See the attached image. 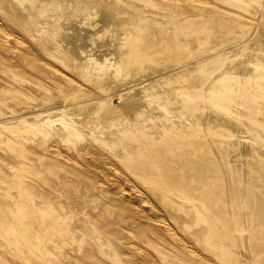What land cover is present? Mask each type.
<instances>
[{"label":"rangeland","instance_id":"1","mask_svg":"<svg viewBox=\"0 0 264 264\" xmlns=\"http://www.w3.org/2000/svg\"><path fill=\"white\" fill-rule=\"evenodd\" d=\"M35 1L38 7L31 15H15L11 5L0 2V70L12 77L6 78L0 71V169L4 172L8 169L0 181L8 188L11 197L13 191L28 192L36 208L50 211L52 223L38 226L40 230L44 228L47 231L48 243L38 242L26 231L0 227V264H137L133 258H143L146 251L155 259L150 262L144 258L145 264H174L173 258H181L184 264H264V187L261 186L264 169L259 168V173L253 174L249 170L244 171L248 164L246 159L239 162L233 183L226 182L225 189L227 187L228 190L225 191L229 192L227 197L224 196L225 201L208 207L209 210H222L221 217H230V226L236 224L232 238L235 244L240 237L243 240L244 237L250 238L247 254L240 247L239 250H244L241 254L245 256L238 253L244 258L237 255L233 262L222 255L214 261L190 260L193 252L185 250L167 233L161 235L164 238L153 235L152 242H146L141 233L150 227L148 222H145L147 225L143 222L138 225L132 217H126L117 195V190L146 191L144 199H153V204L163 215L168 213L179 218V224L173 230L179 238L190 243L194 252L204 253L206 249L198 245L192 229L187 226L188 223L209 222L206 215H211V211L205 215V210L196 204V201L202 203V200L197 197L193 201L191 198L198 191L181 196L174 188L168 191L165 184L162 187L136 178L132 175L133 171L142 172V169L131 161H126L127 164L119 159L124 155L122 148L132 146V139L143 135L151 134L159 138L165 127L181 128L182 122L193 112L191 118L195 122L212 127L222 122L225 132H215L213 136L223 143H231L236 156L234 150L228 155L233 154L234 159H241L247 151L244 146L254 143L259 144L254 146L264 153V87L252 96L227 88V81H222L182 93L180 84L167 83L180 68L162 73L161 68L147 64L149 71L145 76L130 72L131 65L121 60L118 52L120 21H112L108 29H102L104 16L98 6L90 5L88 0ZM200 1L204 0H187V3L192 8ZM211 1L221 8L240 13L243 20L251 23L249 28L245 27L247 31L243 40L226 48L225 53L229 56L213 70L212 78H219L218 73L225 66L243 61L236 66V71L242 73V78L255 82L254 75L248 77L242 66L253 62L258 42L264 47V0ZM231 1H237L243 7L240 6V9ZM13 5L21 7L18 0ZM124 5L139 7V13L149 15L154 25L164 21L162 13L169 10L168 6L152 7V12H148L138 0H124L120 12ZM62 28L68 32L70 39L78 43H81L80 39L74 33H84L86 29L95 32L88 39V48H81L82 57L77 59V63L75 57L67 55L61 37ZM43 84L53 88L64 87L69 94L65 91V96L55 95L44 87L42 89ZM221 93L226 98L217 101L216 97ZM181 96L188 99L186 104ZM135 97H139L144 107L149 109L145 108L146 111L138 116L130 113L127 105L123 104ZM182 102L183 107L177 104ZM166 105L173 107L174 114L168 113L170 119H149L145 115H156L154 109ZM89 107L93 113L89 111V114ZM113 108H117L118 113L111 115L110 109ZM181 130L182 138L194 136L191 131ZM223 151L219 154L223 155ZM223 166H220L222 169L211 167L212 173L222 175ZM110 186H115L117 190L109 189ZM155 192L169 195L177 201L164 207L160 199L150 197ZM131 197L136 204L141 201L133 198V194ZM224 203L230 207L227 208ZM185 209L188 210V217L182 218L180 213ZM196 211L202 214L197 215ZM215 225V230L224 228L220 220ZM128 230L129 234L125 236ZM125 237L146 250L136 253L125 243Z\"/></svg>","mask_w":264,"mask_h":264},{"label":"bare ground","instance_id":"2","mask_svg":"<svg viewBox=\"0 0 264 264\" xmlns=\"http://www.w3.org/2000/svg\"><path fill=\"white\" fill-rule=\"evenodd\" d=\"M14 1L15 0H0V2L3 4H6L8 6L11 5V10L15 13V15H31V13L38 7L35 0H18L21 4L20 8L13 5ZM88 1L90 5L98 6L103 14L104 27L102 29H108L110 25L109 23L112 21H120L119 29L121 30V34L119 37L116 36L120 44V46H118V52L120 53V59L126 61L131 65L129 67L130 72L135 75L145 76L147 70L149 69L147 67V64L153 65L156 68H161L160 72L162 73L180 68V71H178L175 75L169 77L167 83L168 85L180 84L182 93L187 90L190 91L192 89H199L200 87L207 86L208 83L212 84L222 81H227V88L230 87L234 88L236 91H244L252 96L257 94L264 87V47H262L263 45L261 42H258L256 44V54L253 57V62L247 65L244 64L242 66L244 73L248 77H250L251 74L254 75V78H256L255 82L250 81L249 78H242V73L236 71V66L238 64H241L243 61L238 64H230L228 66H225L221 69V72L218 73L219 78H212V75L214 73L213 70H215V68L218 67L219 63L221 64L222 61L227 59L229 56L225 53L226 48L236 42H239L240 40H243L245 31H247L245 30V27L249 28V24H251L246 20H243L240 13L233 12L223 7L221 8L211 0H204L200 1L199 3H194L192 5V8H189L187 0H173L168 2H166L165 0H138V2L142 5L141 7L147 8L148 12H152V7H155L157 9L168 6L169 10L166 13H162V16L165 18L164 21L154 25V22L152 23L148 18L149 15H142L141 13H139V7H135L134 5H124L123 11L120 12V6L121 4H123L124 0ZM230 3L237 4L239 8L240 6L243 7V5L237 1H231ZM115 10H117L116 13L114 12ZM94 34L95 32L89 29L84 30V33H74L75 37L80 39L81 43H78L70 39L68 36V32L64 28H62L61 37L65 42L67 55H69V57H75L74 61L77 63V61L82 57L81 48H88V39ZM216 53L220 54L216 57L211 56L212 54ZM204 56L207 58H205ZM199 60L201 61V63L199 62ZM257 62H259V64H257ZM207 72L210 73L206 74ZM1 73L2 76L10 78V75L6 71L2 70ZM211 79L212 81H210ZM64 80L66 79L64 78ZM43 85L42 89L45 88L47 90H50L55 95L62 96L64 93L66 94V92H69L61 86L53 88L45 84ZM65 94L63 96H65ZM159 97L158 99H160L162 96L160 98ZM224 98L226 97H224L223 93H221L216 97V100L218 101ZM181 99H184L186 101L185 104L188 101V99H186L184 96L183 98L181 96ZM167 100L171 102L170 98ZM123 104L127 105L128 111L134 116L142 114L145 108L146 110H149L148 107H144V104L139 97H135L131 99L130 102H125ZM177 104L181 105L183 104V102ZM181 107L183 106L181 105ZM89 111L92 112V108L90 109L89 107L88 112ZM117 111V108H113L112 110L110 109L111 115L114 113H118ZM172 112V105H166L154 109V113H156V115H145L149 119L155 117L166 119L168 117V113L171 114ZM192 113L193 112H190L188 118H186V120L182 122L183 125L181 128H163L162 134L159 136V138L154 137L150 134L132 139V146L123 147L122 149L124 155H121L119 159H121L122 161L125 160L123 161L124 163L126 161H128V163L133 162L137 164V167L139 169H142V172L136 170L133 171L132 175H134L136 178H141L156 184H160L162 185V187L165 184L164 186H166L168 191L174 188L177 192L181 193V196L188 194L190 191H198V193L191 198L193 201H195V198L197 197L202 200V203H197L196 201V204L199 208L201 206V209L205 210V215L206 213H209V211H211V215H206L207 217L209 216V222L206 223L199 221V223H197L196 225L188 223L187 226L189 229H192L191 231H193L194 238L199 243L198 245L203 247V249H206L204 253L194 252V248L192 247V245H190V243L188 244L183 239L179 238V235H177L173 231L179 224V218L170 216L168 213H165L166 215L164 214V216L163 213L160 212L153 204V199H151L152 201L147 200L148 198L144 199L147 196L145 194L146 191L142 192L139 189L138 191L140 192L135 193V190H133L132 192L129 189V192L126 190L119 191L117 190V188L115 189L118 191L117 195L121 200L123 210L126 212V217H132L135 221H137V223H139L138 225H140V223L142 222H148L147 224L150 227H148V229L145 228L141 233L142 237L146 238V242H152L153 235L162 237V234L167 233L175 238L177 243L184 247L185 250L193 252V258H190V260L193 259L197 261H214L213 259L217 258L219 255H222L227 257L230 262H233L237 259L238 253L241 256H245V254H241V252L244 250L241 249V251L239 250V248L241 247L246 250V247H248L247 241L248 239L250 241V238L244 237L243 240L242 237H240L237 239V242L235 244L232 238L233 230L235 229L234 226H236V224L234 226H230V217H221L222 210L215 208L209 210L208 207L212 208L216 203H219L221 201L223 203L225 201L224 196L227 197L226 193L229 192L225 191L227 189V187L225 189V184L226 182L233 183L235 179V173L238 169L237 166L242 159L244 161L245 159L248 161L247 167L245 166L244 171L249 170L253 174L259 173V168L264 169V153L259 150L261 148H256L255 146L257 144L255 145L254 143L253 145L244 146L247 147V151L244 154H242L241 152V154L243 155L241 159H234V157L232 156L233 154L228 155L229 151L234 150V156H236L235 148L232 147L231 143H223L213 136V133L215 132H225L222 122L219 121L216 127L209 126L206 123L203 124L202 122H195L191 118ZM172 114H174V112ZM168 118L170 119V117ZM181 129H183L185 132H193L194 136L190 138H182L181 134L183 132ZM220 144H222L221 147ZM246 149L244 148V150ZM222 150H224V154L220 155L219 153ZM220 166L224 167V169L222 170L223 172L220 170V172H222V175L212 173L211 167L217 168ZM115 167L118 166L116 165ZM5 171L6 172H4L3 169H0V180L2 178L1 176L5 175L8 169H5ZM123 175H125V173ZM121 176L119 175V177ZM261 178L263 181L261 183V186L264 187V176L261 175ZM168 180L170 181V184H166ZM124 181L122 184L125 183ZM0 184V227L6 229L16 228V230L19 229L21 230V232L26 231L31 236L35 237L38 242L48 243L49 241L47 242V237L45 235V232L47 233V231H45L44 228H41L40 230L38 226L40 225V227H45L51 225L52 216L50 214V211L48 209L36 208L32 204V200L30 199L28 192L11 191L12 197L9 196L8 188L4 184H2L1 181ZM114 187H111L109 189H114ZM105 188L104 191H106ZM128 188H130V186ZM221 192L223 193L222 195ZM132 194L134 196L133 198H138L139 200H141L139 204L133 202L135 199L132 200ZM154 196L156 199H160L163 202L162 205L164 207L172 202L176 203L177 201L176 199L171 198V196L169 195L167 196L159 194L157 192H155L154 195L150 197L152 198ZM15 197H17V199ZM111 199L108 200L111 201ZM104 204L105 202H103L102 205L105 206L106 204ZM224 206H226L225 203ZM149 212L151 213L149 214ZM196 214L201 215L202 213L196 211ZM102 215L104 216V214ZM180 216L182 218H187L188 210L185 209L184 212L180 213ZM218 220H220L224 228L218 230L216 227L217 230H215L214 225L218 222ZM15 225H17L18 228ZM130 230L124 233L125 236L126 234H129L128 232ZM245 230H248V228ZM126 238L127 237H125V243L136 253L139 250L141 252L146 250V248L142 249L138 245L136 246L135 244H133L131 242L133 240H128V238ZM246 238L247 240L245 241ZM122 239L121 241L123 242ZM251 239L253 240L252 237ZM128 252L129 251H127V253ZM249 253H251V250H249ZM150 255L151 254L146 251L143 254V258L135 257L133 259L137 264H143L145 261H143L144 258H148L150 262L151 259H155L150 257ZM247 259L248 258H246V260ZM172 260L174 261V264H184V260H182L181 258H173ZM248 260H250V258ZM190 262L191 261H189V263Z\"/></svg>","mask_w":264,"mask_h":264}]
</instances>
